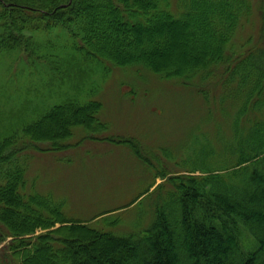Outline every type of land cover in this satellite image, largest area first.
<instances>
[{"label":"trees","instance_id":"obj_1","mask_svg":"<svg viewBox=\"0 0 264 264\" xmlns=\"http://www.w3.org/2000/svg\"><path fill=\"white\" fill-rule=\"evenodd\" d=\"M253 6L252 0H0V119L14 118L19 94L27 107L24 120L0 131V242L9 239L0 264H264V45L260 37L235 41L252 23ZM175 31L181 43L173 48ZM169 49L177 61L166 56ZM94 65L174 79L203 99V119L215 126L210 136L189 137L177 157L160 154L173 158L177 170L157 174L162 181L150 192L148 221L141 225L138 214L128 230H115L119 217L97 225L69 218L61 197L26 180L31 149L66 147L75 127L106 128L101 102L84 91L33 108L36 81L53 90ZM111 142L154 164L133 138Z\"/></svg>","mask_w":264,"mask_h":264},{"label":"rangeland","instance_id":"obj_2","mask_svg":"<svg viewBox=\"0 0 264 264\" xmlns=\"http://www.w3.org/2000/svg\"><path fill=\"white\" fill-rule=\"evenodd\" d=\"M252 1L253 21L236 33L237 45L249 36L253 39L260 37L259 43L264 45V23L260 15L264 0ZM172 40L173 48L181 43L176 31ZM171 53L170 49L167 50L166 56ZM171 55L169 59L177 61V53ZM2 59L0 57V62ZM74 70L68 71V78L75 75ZM10 73L11 85L15 87L18 72L13 67ZM3 76V66L0 65V81ZM36 82L41 85L34 86L37 98L33 108L43 109L53 101H62L69 91H84L101 102L99 116L106 123L105 129L93 133L83 129L84 133H80L82 128L75 127L73 135L63 141L66 147L50 151L31 149L26 172L28 184L32 183L37 191L50 192L64 200L63 209L67 217L87 220L93 225L99 224L95 220L119 217L121 221L115 230H128L136 224L134 219L141 213V225L148 221L150 192L162 181L157 174L161 170H177V162L174 163L173 158L162 157L165 151L177 157L189 137L202 133L210 136L215 130L213 121L203 119L206 113L204 101L195 91L174 79L161 78L156 73L136 70L132 66L106 70L94 65L91 70L82 71L79 79L65 80L53 90L42 81ZM80 83H84L87 90L82 85L78 86ZM217 93L213 90V94ZM19 97L21 99L13 109L14 118L0 119V131L14 121L24 120L22 111L27 107L22 100L24 96L19 94ZM213 117H221L216 109ZM118 137L133 138L154 164L139 159L129 145L111 142ZM36 143L40 147L49 146V143ZM8 240L1 241L0 248L6 247Z\"/></svg>","mask_w":264,"mask_h":264}]
</instances>
